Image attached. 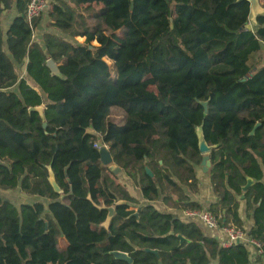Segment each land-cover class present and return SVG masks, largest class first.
Returning a JSON list of instances; mask_svg holds the SVG:
<instances>
[{
  "label": "trees",
  "instance_id": "16d2710c",
  "mask_svg": "<svg viewBox=\"0 0 264 264\" xmlns=\"http://www.w3.org/2000/svg\"><path fill=\"white\" fill-rule=\"evenodd\" d=\"M29 1L0 0V190L39 200L0 196V264H130L117 251L131 264H261L254 244L223 248L221 229L184 215L206 210L193 198L202 128L217 146L207 209L264 250V63L249 64L264 15L251 24V0H55L31 23ZM98 137L144 202L102 164ZM102 203L116 207L109 230Z\"/></svg>",
  "mask_w": 264,
  "mask_h": 264
},
{
  "label": "water",
  "instance_id": "95a60500",
  "mask_svg": "<svg viewBox=\"0 0 264 264\" xmlns=\"http://www.w3.org/2000/svg\"><path fill=\"white\" fill-rule=\"evenodd\" d=\"M260 15H264V8L261 5L260 0H251L250 22L255 27L258 26L257 17L260 16ZM93 47L94 46L92 45L91 48H93ZM47 66L51 69V71H52V73L54 75L61 76L60 70H59L57 64L53 60L50 59L47 62ZM202 105L205 107V113H207L208 112V110H207V107H208L207 102H202ZM34 110H37L39 112H43V108L42 107L36 108V109L34 108ZM44 128H47V123H44ZM86 134L97 136V133L94 131V129L92 127L89 128L86 131ZM197 135H198V139H199L200 152L203 155H206V156H204V158L202 160L201 166L203 168V172L207 173L209 171V168L211 167V161H210V159H209V157L207 155L210 154L217 146H210L207 143L202 128H199L197 130ZM98 142H99V145L101 146V148L99 149V153L101 155L102 164L104 166L109 167L110 171L113 174H115V175L120 174L122 172V169L119 168L118 166L114 165L113 157H112L109 149H107V148H105L103 146V143L101 142L100 137H98ZM147 172H148V174L150 176H153V173L149 169H147ZM247 180H248V184L243 187V191H247L248 188L254 183L251 178H247ZM49 182L52 185V187L54 188L55 192H57V193H61L62 192L61 188L59 187V185L56 182L55 175L53 173V170H52L51 166H49ZM88 199L93 202V200L91 198V195L88 196ZM124 204H125V202L120 201V202L117 203V206L124 205ZM94 205L97 208H99L100 210H106L108 212L107 219L103 223L102 226L109 230L111 221H112V219L115 216L116 207L115 206H106L105 203H102L101 206H98L97 204H94ZM135 215L138 216V213H135ZM171 234H173V232H171ZM179 238H180L181 242L186 240L183 236H179ZM149 251H151V250H149ZM152 252L157 253V251H152ZM113 255L117 259L128 261L130 264L132 263V260L128 256L127 253L117 251V252H113Z\"/></svg>",
  "mask_w": 264,
  "mask_h": 264
},
{
  "label": "crops",
  "instance_id": "0c3cea01",
  "mask_svg": "<svg viewBox=\"0 0 264 264\" xmlns=\"http://www.w3.org/2000/svg\"><path fill=\"white\" fill-rule=\"evenodd\" d=\"M55 0H49V2H51V4L54 2ZM260 3H262V0H260ZM17 12L16 10H13L11 12H8L6 15H5V22H3V27L5 29H7L11 23V21L15 18ZM46 27L47 26V22L44 24ZM39 34L41 33H38V36ZM37 34H34V37L36 38ZM233 51V47L231 48L229 54H231ZM256 63H264V46H263V49L262 51H259V52H256L254 53L252 56H251V59H250V62L249 64L250 65H254ZM18 66V65H16ZM25 68H26V65L23 67V69H21V71H19V74H20V77H24L25 76ZM20 70V68H19ZM112 117H114V119H118L117 121H120L124 118L123 116V113L122 111H120L119 109H114L113 110V115ZM210 169V168H209ZM198 171V174L200 176V191L198 194L194 195V200L196 202H198L199 204L202 205V207H204L207 211H209L207 208L216 201V196H215V193H214V190H213V187L211 185V182H210V178L208 175H205V173L203 172V169L201 170V168H198L197 169ZM120 177V182H122L127 190L129 191V193L135 197L137 200H139L140 202H144V199H143V194L141 192V189L139 187H137L134 182L126 176L125 173H121L119 175ZM0 196H2L4 199H7V200H10L12 202H14V200L16 201H19L20 200H28V201H23V202H34V201H38L39 200V197H34L33 199L29 198L28 195L24 194V193H21L18 194L17 192H14L12 190H7V191H4V190H0ZM171 210V209H169ZM205 210V211H206ZM208 232L213 234V231H210L208 229ZM64 240L63 238L61 239V241ZM262 264V263H261Z\"/></svg>",
  "mask_w": 264,
  "mask_h": 264
},
{
  "label": "built area",
  "instance_id": "2783aa9c",
  "mask_svg": "<svg viewBox=\"0 0 264 264\" xmlns=\"http://www.w3.org/2000/svg\"><path fill=\"white\" fill-rule=\"evenodd\" d=\"M52 8L51 2L49 0H30L27 8L28 20L31 23L34 18L39 17L45 12L50 11ZM103 146L109 149V146L103 144ZM94 147L100 149L101 146L99 143H95ZM184 215L190 219H199L204 224H206L211 230L221 229V246L223 248H230L235 243L239 241L249 242L254 244L258 248V253L262 257V264H264V250L261 244L255 240L247 238L243 230L237 228L235 225L229 224L226 226L220 227V221L222 220L221 215H214L210 211H198V210H187L184 212Z\"/></svg>",
  "mask_w": 264,
  "mask_h": 264
},
{
  "label": "rangeland",
  "instance_id": "374dc122",
  "mask_svg": "<svg viewBox=\"0 0 264 264\" xmlns=\"http://www.w3.org/2000/svg\"><path fill=\"white\" fill-rule=\"evenodd\" d=\"M75 40H76L78 43H84V42H85V38H80V37H78V38H76ZM92 45L95 46V47H98V46H99V43H98V42H93ZM108 61H109L108 64L113 68V62H111L110 60H108ZM114 74H115V70L113 69V75H114ZM151 89L154 90V91L156 90L154 87H152ZM111 91H113V89H111ZM117 120H118V119H117ZM28 197L31 198V199L34 198V197H31V196H28ZM23 201H28V200L24 199V200H20V202L14 200V203H16L17 205H19V204H21ZM44 202H45V204H47L46 201H44ZM60 246H61L62 248H65V247H66V243H65L64 240L61 241Z\"/></svg>",
  "mask_w": 264,
  "mask_h": 264
},
{
  "label": "flooded vegetation",
  "instance_id": "af4514ba",
  "mask_svg": "<svg viewBox=\"0 0 264 264\" xmlns=\"http://www.w3.org/2000/svg\"><path fill=\"white\" fill-rule=\"evenodd\" d=\"M65 241V240H64ZM66 243V242H65ZM60 244H61V242H60Z\"/></svg>",
  "mask_w": 264,
  "mask_h": 264
}]
</instances>
